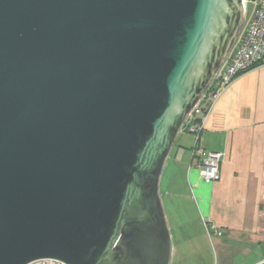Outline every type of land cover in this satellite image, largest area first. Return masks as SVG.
Segmentation results:
<instances>
[{"label":"water","instance_id":"95a60500","mask_svg":"<svg viewBox=\"0 0 264 264\" xmlns=\"http://www.w3.org/2000/svg\"><path fill=\"white\" fill-rule=\"evenodd\" d=\"M243 0H0V264H170L166 159Z\"/></svg>","mask_w":264,"mask_h":264},{"label":"crops","instance_id":"0c3cea01","mask_svg":"<svg viewBox=\"0 0 264 264\" xmlns=\"http://www.w3.org/2000/svg\"><path fill=\"white\" fill-rule=\"evenodd\" d=\"M193 144L187 132L176 136L160 176V198L162 185L166 197L184 198L189 188L197 222L203 228L201 218L209 220L220 232L211 238L216 256L221 252L224 263L234 254H252L245 264L259 263L264 259V64L236 77L206 117L198 145L223 153L215 183L200 177L190 155ZM170 236V264H182L188 252L178 236Z\"/></svg>","mask_w":264,"mask_h":264},{"label":"built area","instance_id":"2783aa9c","mask_svg":"<svg viewBox=\"0 0 264 264\" xmlns=\"http://www.w3.org/2000/svg\"><path fill=\"white\" fill-rule=\"evenodd\" d=\"M248 6H251L249 15H247ZM243 16L241 29L235 37L230 52L214 75L207 91L191 109L181 128L194 137L190 155L192 160H196L199 175L206 183L218 181L219 164L223 159L222 152L206 151L198 145L210 108L236 77L264 64V0H243ZM201 221L209 237L220 235L219 230L209 220L201 218ZM30 264L64 263L47 259ZM257 264H264V259Z\"/></svg>","mask_w":264,"mask_h":264},{"label":"rangeland","instance_id":"374dc122","mask_svg":"<svg viewBox=\"0 0 264 264\" xmlns=\"http://www.w3.org/2000/svg\"><path fill=\"white\" fill-rule=\"evenodd\" d=\"M250 12L251 6H248L247 15H249ZM183 131L187 132L181 130L179 134H182ZM190 135L193 136L192 134ZM163 189L162 185L161 202L169 233L172 236L175 234L176 239L178 236V240L181 242L180 244L183 246L184 252H188L186 261L182 262V264H245L247 261L253 259L254 256H252V254L245 256L242 254L240 256L234 254L229 262L223 263L221 252L219 254L217 251L218 256H216L215 249L211 243L213 235L209 237L204 227L202 228L195 218L198 213L197 206L190 189H187L184 198H175L174 196L166 197L163 195ZM172 223H174V227ZM255 252L256 251H254V253Z\"/></svg>","mask_w":264,"mask_h":264}]
</instances>
